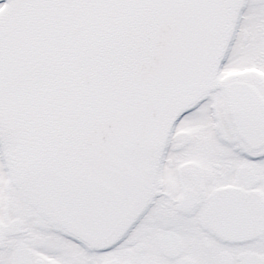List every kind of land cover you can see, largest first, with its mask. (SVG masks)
<instances>
[{"label":"snow or ice","instance_id":"1","mask_svg":"<svg viewBox=\"0 0 264 264\" xmlns=\"http://www.w3.org/2000/svg\"><path fill=\"white\" fill-rule=\"evenodd\" d=\"M0 264H264V0H0Z\"/></svg>","mask_w":264,"mask_h":264}]
</instances>
